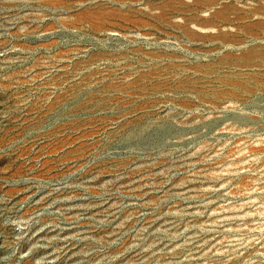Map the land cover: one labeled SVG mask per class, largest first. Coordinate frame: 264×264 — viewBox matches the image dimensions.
<instances>
[{"label":"rangeland","instance_id":"374dc122","mask_svg":"<svg viewBox=\"0 0 264 264\" xmlns=\"http://www.w3.org/2000/svg\"><path fill=\"white\" fill-rule=\"evenodd\" d=\"M0 264H264V0H0Z\"/></svg>","mask_w":264,"mask_h":264}]
</instances>
